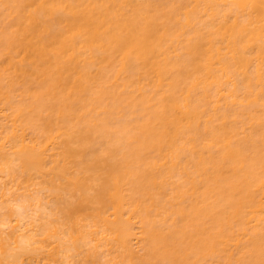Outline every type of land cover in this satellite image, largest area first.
<instances>
[{"label": "bare ground", "instance_id": "1", "mask_svg": "<svg viewBox=\"0 0 264 264\" xmlns=\"http://www.w3.org/2000/svg\"><path fill=\"white\" fill-rule=\"evenodd\" d=\"M0 264H264V0H0Z\"/></svg>", "mask_w": 264, "mask_h": 264}]
</instances>
